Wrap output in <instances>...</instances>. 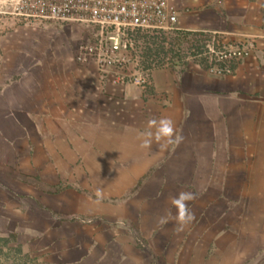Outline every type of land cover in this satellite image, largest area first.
<instances>
[{
    "label": "crops",
    "instance_id": "obj_1",
    "mask_svg": "<svg viewBox=\"0 0 264 264\" xmlns=\"http://www.w3.org/2000/svg\"><path fill=\"white\" fill-rule=\"evenodd\" d=\"M169 1L181 32L252 54L142 86L71 69L58 27L0 17V264H264V0ZM165 117L183 141L142 148ZM181 191L195 220L176 232L160 217Z\"/></svg>",
    "mask_w": 264,
    "mask_h": 264
},
{
    "label": "built area",
    "instance_id": "obj_2",
    "mask_svg": "<svg viewBox=\"0 0 264 264\" xmlns=\"http://www.w3.org/2000/svg\"><path fill=\"white\" fill-rule=\"evenodd\" d=\"M0 15L13 16L24 24L54 28L66 23L97 27L96 43H82L76 59L84 65L90 57H97L99 71L117 67L123 61L118 54L132 47L131 36L136 32L165 35L181 32L178 28L179 12L169 0H5L0 3ZM213 42L207 45V54L213 58V66L208 70L224 75H233L236 66L255 48L253 42H248L234 47L222 44L216 51ZM104 51L110 58L107 64L101 57ZM133 82L146 86L148 78L135 76ZM140 244L146 247L141 240Z\"/></svg>",
    "mask_w": 264,
    "mask_h": 264
},
{
    "label": "rangeland",
    "instance_id": "obj_3",
    "mask_svg": "<svg viewBox=\"0 0 264 264\" xmlns=\"http://www.w3.org/2000/svg\"><path fill=\"white\" fill-rule=\"evenodd\" d=\"M0 17L7 21L15 18L13 16L3 15H0ZM44 26L46 25H38V27ZM59 28L66 34V56L68 55L71 58L68 64L73 69L75 63L79 64L76 57L80 45L82 43H96L95 35L98 34V28L91 24L81 23H66L65 26H60ZM196 35L195 37L191 35L184 38L170 33L162 37L160 34L155 33L136 32L131 36L132 47L128 51L118 54V57L123 59V61L117 67L110 66L106 67L105 71H99V75L103 80L133 81L135 76L146 77L148 67L171 66L173 64L184 67L198 65L211 74L224 75L223 73H213L208 70L210 66H213V58L207 54V45L213 42L212 39L206 34ZM145 37L149 38L145 39ZM151 38L155 40L152 41ZM213 43L216 51L221 49L222 44L233 47L240 44L225 42L218 38ZM172 45L175 46V50H180L178 53L179 57L173 58V55L168 54V50L173 49ZM150 49L151 52H149ZM106 52L104 51V54L102 53L103 55L101 56L102 59H106L104 64H107L110 59L106 55ZM99 63L98 58L93 56L88 59L86 65H92L98 69Z\"/></svg>",
    "mask_w": 264,
    "mask_h": 264
},
{
    "label": "clouds",
    "instance_id": "obj_4",
    "mask_svg": "<svg viewBox=\"0 0 264 264\" xmlns=\"http://www.w3.org/2000/svg\"><path fill=\"white\" fill-rule=\"evenodd\" d=\"M5 0H0V3H4ZM148 131L143 133L144 139L141 147L149 149L152 146L153 140L160 142L166 141L167 144H179L183 141V137L176 132L174 121L170 118L150 119L148 121ZM152 129L155 131L153 132ZM161 147L165 145L161 144ZM97 196H101L102 189L98 188L96 192ZM196 199V194L189 191H181L176 196L171 198V204L176 209L175 216H172L171 211L167 215L160 217L162 223H168L170 219L175 221V231L180 232L184 230V227L192 223L195 220V214L189 207V203Z\"/></svg>",
    "mask_w": 264,
    "mask_h": 264
},
{
    "label": "trees",
    "instance_id": "obj_5",
    "mask_svg": "<svg viewBox=\"0 0 264 264\" xmlns=\"http://www.w3.org/2000/svg\"><path fill=\"white\" fill-rule=\"evenodd\" d=\"M162 37L163 36H165V34H163V33H159ZM173 34H175L177 37H188V36H197L196 34H194V33H190V32H174ZM176 37V38H177ZM147 38H149V37H145V39H147ZM151 40L152 41H154L155 39H152L151 38ZM151 41V42H152ZM145 43H147L146 41H145ZM163 48V47H162ZM172 48L173 49H170V50H168V54H170V55H173V58L174 57H179V55H178V53L180 52V50L179 49H177V50H175V46L174 45H172ZM147 49V48H146ZM149 52H151V49L149 50ZM157 67V66H156ZM152 68H154V67H148L147 68V70H151Z\"/></svg>",
    "mask_w": 264,
    "mask_h": 264
}]
</instances>
